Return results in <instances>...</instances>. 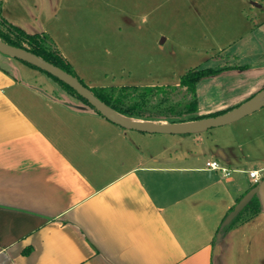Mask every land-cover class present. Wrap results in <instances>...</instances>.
Here are the masks:
<instances>
[{
	"label": "crops",
	"instance_id": "1",
	"mask_svg": "<svg viewBox=\"0 0 264 264\" xmlns=\"http://www.w3.org/2000/svg\"><path fill=\"white\" fill-rule=\"evenodd\" d=\"M0 7L25 32L48 34L91 88L179 86L187 68L166 65L179 53L194 67L226 56L225 65L247 66L200 80L196 112L217 111L190 117L245 102L202 103L204 83L221 90L258 77L249 92L264 88V0H186L185 10L164 0H2ZM255 50L260 61L242 63ZM212 160L230 175L208 168ZM252 170L264 183V100L200 133L141 132L0 52V264H264V188L254 198L260 211L242 214L218 238L227 215L259 185Z\"/></svg>",
	"mask_w": 264,
	"mask_h": 264
},
{
	"label": "trees",
	"instance_id": "2",
	"mask_svg": "<svg viewBox=\"0 0 264 264\" xmlns=\"http://www.w3.org/2000/svg\"><path fill=\"white\" fill-rule=\"evenodd\" d=\"M0 39L5 43L23 48L28 51H31L47 61L61 67L62 69L70 72L74 76H76L81 82H83L86 86H88L83 79L79 77L73 66L70 62L65 58V56L61 53L59 48L55 45L51 37L45 33L39 34H29L19 28L18 26L7 21L3 16H1V7H0ZM22 61V60H21ZM25 62V61H23ZM35 68L40 69L45 72L51 78H53L57 83H59L67 92H69L74 97L81 100L87 107L92 108L95 112L101 114L95 107H93L85 98L79 95L73 88H71L65 82L59 80L49 72L33 65L31 63L25 62ZM229 68H247V66H228L225 65L223 67H215V68H201L195 67L188 70L184 75H182L179 86L186 87L189 91L194 92L196 90V84L209 76L216 75L221 73L222 71ZM89 87V86H88ZM170 88H175L177 86H168ZM100 99L114 108L119 114L140 120H149V121H163V122H185L192 121L197 119H202L210 116H215L221 113H224L228 110H222L217 113L208 115V116H194L189 117V119H175L170 116H162L148 114L142 108L147 104V95H150L155 92L157 89H165L167 87L164 86H149V87H141V86H124V87H101V88H91L89 87ZM138 93L137 97H133L135 99L131 104L127 105L126 99L129 98L132 94ZM198 102L195 100L189 107L187 112L194 113L197 111ZM231 110V109H229ZM102 115V114H101ZM103 116V115H102ZM250 211V214L246 217H249L253 213H257L260 211V208L255 199H253L241 212V214L231 223L228 229L234 227L239 221L242 214Z\"/></svg>",
	"mask_w": 264,
	"mask_h": 264
},
{
	"label": "water",
	"instance_id": "3",
	"mask_svg": "<svg viewBox=\"0 0 264 264\" xmlns=\"http://www.w3.org/2000/svg\"><path fill=\"white\" fill-rule=\"evenodd\" d=\"M0 52L16 59L31 63L49 72L59 80L68 84L79 95L85 98L95 107L105 118L111 122L130 130H137L147 133L161 134H192L200 133L211 128L228 124L243 117L248 111L260 104L264 100V88L252 96L250 99L224 113L202 119L185 122H163L149 121L125 117L119 114L114 108L100 99L88 86L70 72L47 61L43 57L23 48L11 46L0 39ZM264 183L250 189L235 205L233 210L223 221L218 238L224 234V230L240 215L245 207L255 198H262Z\"/></svg>",
	"mask_w": 264,
	"mask_h": 264
},
{
	"label": "rangeland",
	"instance_id": "4",
	"mask_svg": "<svg viewBox=\"0 0 264 264\" xmlns=\"http://www.w3.org/2000/svg\"><path fill=\"white\" fill-rule=\"evenodd\" d=\"M1 1L2 0H0V6H1ZM164 1H165V5L167 6V8L169 6H172L173 4L175 5V3L176 4L178 3V5L181 4L182 10L183 9L185 10L184 2L186 0H164ZM154 17L155 15L153 13L149 14V17H147L148 22L152 24V22L154 21ZM187 21L188 20L184 21V19L180 20V22L184 25L187 24ZM260 42L264 44V37H263V40H260ZM236 49L237 47H235V50ZM252 54H254L253 56L251 55L252 57L249 56V58H244V60H242V63L251 64L252 61L254 60L260 61L261 58L259 56L261 54V50H257V51L255 50L252 52ZM227 57L228 56H226L223 60H221L220 58L219 61L216 60L214 62H209L206 65L201 66V68H208V67L213 68L218 65H225L227 63L226 62ZM177 59L178 61H176ZM195 63H196L195 60H189V58L186 59L184 58V55L179 53L176 59L167 57L166 65L173 66L174 64H179V67H183L184 69L187 68V71H188L192 68H195L194 67ZM151 66H154V65H151ZM187 71H185V73ZM246 79L250 81V84L247 82V83L238 85L236 88H234L235 85H232L230 88L225 87L221 90L219 89V84L216 85V83H212V82L210 84L208 83L207 86H205V83L200 85L202 92L209 91V94H207L208 96H206L205 92H204L205 96L204 94L202 95V98H201L202 103L210 104L212 106L214 105L218 106L220 104L229 105V103H232L235 100L238 101L237 103H240L241 101L243 102L247 101L248 99H250L252 96L255 95L253 93L251 94L249 91H250L252 82L255 83L258 80V77H247ZM137 94L138 93H134L129 98L126 99L127 105L131 104L135 100L133 99V97H137ZM195 100H197L196 94L194 92L189 91L186 87H182V86H177L175 88L167 87L165 89H157L155 90L154 93L147 95V99H146L147 104L142 109L145 110V112H147L148 114L162 116L163 118H165V116H170L177 120L178 119H189V117L192 116V114L197 115V114L205 113L206 111H217V110H212V109H206V110L202 109L194 113L187 112L190 105Z\"/></svg>",
	"mask_w": 264,
	"mask_h": 264
},
{
	"label": "built area",
	"instance_id": "5",
	"mask_svg": "<svg viewBox=\"0 0 264 264\" xmlns=\"http://www.w3.org/2000/svg\"><path fill=\"white\" fill-rule=\"evenodd\" d=\"M207 167L215 170H220L224 173V175H230V170L227 167H224L218 160H212L207 162ZM250 177L253 183L259 184L263 178V174H261L258 170L250 171Z\"/></svg>",
	"mask_w": 264,
	"mask_h": 264
}]
</instances>
